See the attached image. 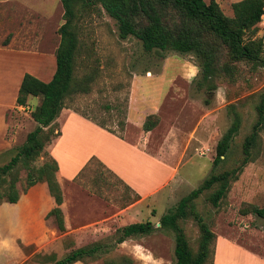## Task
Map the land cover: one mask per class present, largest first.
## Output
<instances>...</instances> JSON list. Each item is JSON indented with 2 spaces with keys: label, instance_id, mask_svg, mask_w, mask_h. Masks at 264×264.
I'll return each mask as SVG.
<instances>
[{
  "label": "rangeland",
  "instance_id": "rangeland-1",
  "mask_svg": "<svg viewBox=\"0 0 264 264\" xmlns=\"http://www.w3.org/2000/svg\"><path fill=\"white\" fill-rule=\"evenodd\" d=\"M216 1L226 15L232 16V4L239 0ZM78 15L80 49L76 58L77 74H89L90 88L86 93L78 92L68 97L64 108L84 113L115 133L135 141L139 129L126 124L130 102L132 112L138 111L139 103L144 105V97L151 103H161V111L156 114L159 123L152 129L148 147L159 151V144L165 132L168 133L162 148L175 156L173 163L179 168L178 181L171 190L165 191V198L160 203H148L147 207L140 205L131 211L120 212L132 196L118 179L105 173V182L98 184L102 191L92 193L98 197V202L85 201L83 195L79 196L78 208L70 202L63 216L66 214L73 225L102 221L103 215L109 217L119 213L118 216L99 222L98 229L90 227L68 235L64 234L66 229L60 232L56 228L52 218L44 217L46 234L38 237L37 241L21 240L18 226L8 230L0 225V264H52L53 261L42 262L38 254H55L56 258H61L78 246L95 241L112 242L116 229L131 222L151 220L159 226L161 215L212 172L216 144L233 120V110L229 105L233 104L234 111L239 113L241 125L227 157L215 171L229 169L241 162L244 138L257 117L255 106L259 95L264 92V67L254 68L241 61L234 64L233 77L220 73L202 82L197 58L192 53L171 50L147 52L136 37L120 38L115 19L100 5L84 8ZM62 23L60 0H0V44L11 47V99L14 97L15 78L20 73L29 71L36 75L40 69H49V77L52 75L60 41L58 29ZM258 27L255 36L262 37L264 42V26L258 24ZM38 55L45 56L42 62ZM193 66L196 69L194 75L190 70ZM183 67L188 68V81L177 78L174 87L167 88L166 79L183 73ZM208 83H212L215 89L209 91ZM39 100L31 98L28 106L7 111L10 127L19 123L26 128L20 129L15 134L12 147L0 154V165L8 162L25 141L27 131L31 130V110ZM46 145L44 150L48 155L42 153L34 162L36 166L51 157ZM255 154V159L245 165L238 178L231 182L218 207L212 206L206 197L210 190L196 199V208L216 235L227 236L264 256V217L242 212L246 205L264 207V132ZM99 170L93 169L95 176L100 174ZM90 173L93 174L92 171ZM17 186L21 188L20 183ZM36 221L33 217L27 225V235L34 237L40 233ZM181 224L191 247L196 250L200 235L196 221L188 217L181 220ZM121 255L133 258L135 264H174V233L169 229H157L149 235L130 237L113 246L107 254L109 257ZM101 261L102 258L74 264H99Z\"/></svg>",
  "mask_w": 264,
  "mask_h": 264
},
{
  "label": "trees",
  "instance_id": "trees-1",
  "mask_svg": "<svg viewBox=\"0 0 264 264\" xmlns=\"http://www.w3.org/2000/svg\"><path fill=\"white\" fill-rule=\"evenodd\" d=\"M63 7V23L58 29L60 41L55 52V70L49 81L24 73L18 93L16 105L28 106L31 98L40 100L31 110L30 116L36 126L27 133L25 141L17 147L8 162L0 165V204L16 203L28 189L37 182L47 184L55 206L45 215L52 218L56 228L65 231L64 216L60 205L63 192L57 180V161L51 156L43 164L36 166L34 162L42 154L48 155L45 145L56 138L60 131L56 122L65 100L75 93H86L90 88L89 74H77L76 58L80 49L77 21L79 12L84 8L100 5L106 13L115 19L120 38L134 36L142 43L145 51L171 50L178 53H192L197 58L202 82L209 81L212 76L223 73L233 77L234 64L245 61L252 67H264V42L256 37L258 24L264 14V0H239L232 4L233 15H226L216 0H60ZM209 91L215 89L212 83L207 84ZM208 104V101H206ZM233 110V120L216 144L212 172L188 194L180 198L177 204L161 215L156 226L151 220L130 223L115 231L112 242L95 241L75 247L61 258L55 254L39 255L42 262L53 261L52 264H74L78 261L88 262L102 258L99 264H135L134 259L121 255L107 256L110 249L134 236L149 235L157 229H169L174 233V264H210L213 263L214 240L216 234L203 220L196 208V199L206 191L208 201L218 207L225 198L230 184L236 180L245 165L255 159V150L264 132V92L259 95L255 106L256 120L250 133L242 144L243 158L241 162L229 169L215 171L227 157L231 142L238 133L241 118ZM78 112L77 110H75ZM103 128L104 123L84 113ZM159 123L156 114L146 116L142 129L150 131ZM122 126L124 123L122 122ZM56 131V132H55ZM114 132V131H112ZM100 162L92 157L88 164ZM103 167V166H102ZM24 171V174L21 172ZM97 178V177H96ZM100 182H105L101 177ZM21 184V188L17 184ZM98 183V182H96ZM126 189L129 188L126 186ZM243 213H253L264 217V207L246 205ZM192 217L199 228L198 247L194 250L187 238L181 220Z\"/></svg>",
  "mask_w": 264,
  "mask_h": 264
},
{
  "label": "crops",
  "instance_id": "crops-1",
  "mask_svg": "<svg viewBox=\"0 0 264 264\" xmlns=\"http://www.w3.org/2000/svg\"><path fill=\"white\" fill-rule=\"evenodd\" d=\"M262 16L264 17V14ZM10 48L9 45L0 44V154L11 148L15 140V134L20 129L26 128L19 123L10 127L7 119V111L19 107L16 105V96L24 75V73H20V76H16L14 97L11 99ZM43 57L38 55L41 62ZM182 69L183 73L166 79L167 88H172V85L174 87L177 78L188 81L186 74L188 68L183 67ZM48 70L40 69L38 74L34 76L43 81H49L54 71L49 77ZM190 70H192L191 74L194 75L195 67L190 68ZM28 73L33 74L29 71ZM144 99V105L141 106V103H139L138 111L134 112L131 111L132 101L130 102L126 119V124H133L139 129L135 141L101 127L75 110L69 108L61 110L56 119L60 134L46 145V150L58 164L56 177L63 192V202L60 205L63 213L66 212L65 210L70 202H72L73 207L78 208L79 196L82 195L85 201L98 202L96 201L98 197L92 193L102 191L98 184L101 181L100 178H104L105 173L118 179L124 188L125 185L129 187L127 190L132 197L128 200V204L121 208L120 212L131 211L140 205L147 207L148 203H160L165 198V191L167 193L177 183L179 168L177 164L173 163L175 156L162 148L163 142L166 140L164 138L168 133L165 132L163 141L159 144L160 150L152 151L148 146L152 140L153 131L142 129L145 115L159 114L161 103H151L149 99L145 97ZM29 122L32 130L36 122L32 118ZM92 157L96 158L103 167L98 164H91L86 167ZM93 169H100V174L95 176ZM54 206L55 202L49 193L47 184L37 182L28 189L26 194H22L18 202H3L0 205V225L6 226L8 230L18 226V236L21 240L37 241L39 240L38 237L46 234L47 228L44 217ZM118 214L115 213L109 217L114 218ZM129 214L131 216L133 213ZM33 217L38 220L36 225L40 231V233L34 234V237L27 235L26 231V227L29 222L31 223ZM102 217L103 220L109 218L106 215ZM103 220L73 225L68 216L64 214L66 228L64 234H73L78 230H86L90 227L98 229ZM212 264H264V256L227 236L216 235Z\"/></svg>",
  "mask_w": 264,
  "mask_h": 264
},
{
  "label": "built area",
  "instance_id": "built-area-1",
  "mask_svg": "<svg viewBox=\"0 0 264 264\" xmlns=\"http://www.w3.org/2000/svg\"><path fill=\"white\" fill-rule=\"evenodd\" d=\"M259 24L264 26V17L263 16L261 17V22Z\"/></svg>",
  "mask_w": 264,
  "mask_h": 264
},
{
  "label": "water",
  "instance_id": "water-1",
  "mask_svg": "<svg viewBox=\"0 0 264 264\" xmlns=\"http://www.w3.org/2000/svg\"><path fill=\"white\" fill-rule=\"evenodd\" d=\"M158 225H159V223H158Z\"/></svg>",
  "mask_w": 264,
  "mask_h": 264
}]
</instances>
